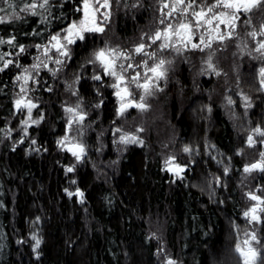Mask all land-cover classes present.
<instances>
[{"label":"trees","instance_id":"1","mask_svg":"<svg viewBox=\"0 0 264 264\" xmlns=\"http://www.w3.org/2000/svg\"><path fill=\"white\" fill-rule=\"evenodd\" d=\"M137 1L139 6L129 0L115 17L121 40L138 34L150 20V0ZM43 3L0 0V17H10L0 23V38L15 37L13 45L0 44V55L8 53L4 60L13 61L0 71V264H165L167 257L182 264H242L234 251L237 227H247L240 180L247 153L257 156L264 148L262 143L247 145L246 133L234 127L218 96L208 114L209 99L196 93L187 66L174 74L173 85L162 99L183 144L193 150L190 160L185 153L178 156V162L185 165L178 176L166 169L165 140L154 133L148 134L143 146H130L115 165L103 168L104 173L87 161L66 172L73 157L57 140L66 125L58 105L62 91L56 85L53 92L41 91L48 105L46 117L29 128V138L24 137L15 104L20 69L30 63L36 45L47 43L81 15L77 11L81 0H48L44 7L23 10L25 5ZM100 42L98 36H88L74 46L68 79L82 76V91L90 92L91 68L89 64L84 68V63ZM19 46L25 51L21 53ZM3 64L0 60V68ZM249 64L241 71V81L254 101L252 126L264 128L259 68L257 63ZM43 77L55 83L49 74ZM214 81L203 77L201 83L211 90ZM87 99L91 105L97 102L92 94ZM237 105L246 123L240 101ZM101 111L104 123L115 119L112 100L105 101ZM207 138L215 147L210 153ZM30 139L47 150L44 156L28 151ZM109 153L108 159L115 160ZM225 162L231 165L227 173ZM248 179L253 188L264 186V172L256 170ZM65 189H79L83 197H69ZM37 218L43 242L35 256L31 233ZM255 231L264 244V223Z\"/></svg>","mask_w":264,"mask_h":264},{"label":"rangeland","instance_id":"2","mask_svg":"<svg viewBox=\"0 0 264 264\" xmlns=\"http://www.w3.org/2000/svg\"><path fill=\"white\" fill-rule=\"evenodd\" d=\"M129 0H110L111 7L108 9H101V12H109L110 16L107 19L106 22H103L102 26L104 27L105 31L103 33H95L98 38L100 39V44L97 45L94 48V51L91 52L88 59L85 61L84 64H90L91 66V75L90 78H92L93 75L102 74V70L99 68L98 64L89 63L90 60L94 59L93 53L100 48H116L118 51H122L124 53H131L132 58L129 60L124 59L123 57H120L117 60V64H137L142 62V56H138L140 54H136L134 51H132L139 43L146 42L151 43L150 40H148V36L154 34L155 31L161 29L163 25L160 24V19L162 18L161 15V5L163 3H171L172 0H150L151 6H152V12L151 17L146 26H144L141 30H138V34L134 35L132 38L121 40L117 34V28L115 25V17L116 15L124 11L127 8V3ZM136 1V6L138 3ZM103 0H101V3ZM204 3L207 2V0H203ZM215 2V0H213ZM197 5L202 4V0H196ZM139 6V5H138ZM82 8V6H81ZM197 10L199 8L197 7ZM167 11V9L165 10ZM99 16V14H97ZM180 16V13H176L175 16L169 17L167 22H171L173 24H176L177 18ZM83 18V13L81 11V15L78 19L74 21H79ZM102 20V17H101ZM244 20H250V23H244ZM255 21V22H254ZM73 22V21H72ZM261 23H264V11H261V9L257 8L254 9L252 12L245 13L241 20L237 22V27L235 29L234 35L231 39H226L223 43L214 41L211 48H204L203 51L200 50H192L191 47L187 50H183L181 53H176L173 49L165 50L163 57L166 60H171L172 63L169 65H166L168 71H167V78L162 79L159 81V88L162 90H165L169 85L171 80H173L174 74L178 72L179 68L181 67V64H187V66L190 69L191 77L196 85H194L195 91L197 93H204L207 95L209 101L207 102L206 108L208 109V114H212V100L218 96V100L220 104L222 105L223 109L225 110L228 118L234 125V127L241 132V134H244L245 138H248L249 135L253 136V138L257 141V143H260L261 137L258 133L254 132L253 130L256 128H261L264 130V128L260 125L252 126L251 121V111L254 108V101L252 96L249 94V92L245 89V87L242 84L241 81V71L243 70V67H245L249 63H257L258 68L264 67V61L261 59H258L257 57L260 56L258 52L255 51V47L257 42L261 39V36L258 35L255 39H253L251 36L248 35V33L253 31H260L259 25ZM255 24V28H251ZM248 27V28H247ZM67 28V27H66ZM65 28V29H66ZM221 28L223 29L224 26L221 25ZM201 32L203 29L200 30ZM60 33L63 32L62 30L58 31ZM56 32V33H58ZM54 33L53 35H55ZM199 34V33H198ZM89 36H94V34H90ZM62 38V37H61ZM143 38V39H142ZM51 39V38H50ZM50 39L47 43L36 45V53L31 56V61L28 65H24L20 69V73L18 76L24 77L28 76L29 79L27 80V83L23 79L17 80L18 86L20 88V94L17 96V99H20L21 97H24L25 100H31L33 103L37 105V108L32 109V120H40V117L43 116V119L40 120V123L45 119L46 113L48 110V105H46V102L42 100V94L41 91L43 89L48 91H55L54 85H56L61 91H62V97L64 96L62 104L66 108H76L77 105H79V108L77 109V112H81L85 114V118L82 122H77V119L75 117L74 113H69L67 111V114H64L65 118V125L68 126V121L71 119L72 125L69 129V126L66 127V132L59 137L57 140L60 141L67 137L68 139L65 140V145H60L63 149H67L70 145H76V144H82L85 148V153L83 154V157L80 161H77L76 158L72 155L73 159L71 161V164L69 167L75 168L83 163L84 161L89 162L92 166L101 168V172H103V168L108 169L109 166L115 165L116 162H118L119 158L127 151V149L132 145H138L143 146L147 141V136L150 133H154L157 137L163 138L164 146L168 150L166 151L169 153L167 160L170 161L168 166H175L180 165L182 168H185L184 164H180L179 158L182 157L183 153H185V156H190L191 152H185L183 149L187 146L183 144L182 140L180 139L179 132L175 128L173 121L171 120V115L169 114V111H164L163 107V96L164 92L160 90H154L153 95L146 97V102L150 105L147 111L141 112L137 108H129L123 116H118L117 111L115 115V119L111 122L104 123L101 119L102 114L100 106L98 103H100L101 99V93L102 91L107 88V90L112 89V93L115 96L114 92L115 90L111 87H109V84H112L115 82V78L113 77H105L104 83L101 84L102 88L99 86L97 88L99 98H97V102L92 104V106L86 104L82 101L81 97H79V94L76 92V78H69V71L71 70V62L74 57V51L73 46L75 44L67 45V48L69 50V56H61L55 48H52V45L50 43ZM175 43V41H173ZM198 42V41H194ZM54 43V42H52ZM66 44L67 42L64 41ZM39 46V47H37ZM179 47L180 45L177 44ZM203 47V46H202ZM45 49H50L45 54ZM151 51H154L156 49H146ZM209 57H211V62L214 65L215 71L213 69L208 68L207 61L209 60ZM147 58V57H143ZM60 59L62 61L61 64H56L55 60ZM150 61V60H149ZM39 65L38 68H33L32 65ZM152 61L149 62V66H151ZM46 65V66H45ZM27 69L28 71L25 72L24 70ZM119 70V69H118ZM141 70H144L143 72ZM68 71V73H67ZM139 71L141 73V80L140 82L143 83V77L146 73V69L141 66L139 69H129V74L134 75L135 72ZM219 72V75L216 73ZM44 73L49 74L53 79V83H51L50 80L44 78ZM67 74V76H66ZM89 75V74H88ZM86 75V76H88ZM148 75H151V73H148ZM70 76V75H69ZM214 78L215 81L212 82L211 90H206L202 86L201 80L202 78ZM51 79V78H49ZM261 79V77H260ZM162 83V84H160ZM44 85V87H43ZM172 85V84H171ZM123 87V85H122ZM24 89L22 92L21 89ZM163 92V93H162ZM142 94V93H141ZM116 97V96H115ZM244 97H248V100L246 101ZM231 98V100L234 102L232 104L228 103V99ZM138 100V97H137ZM240 101L241 108L244 111L245 114V120L246 123L242 122V117L238 113V105L237 102ZM246 103H250L251 107H245ZM61 104V105H62ZM91 104V103H90ZM116 110L119 107V100L116 97ZM17 109V108H16ZM211 109V111H209ZM19 115L21 116L22 120L28 119V113L27 109H23L22 111H17ZM96 113V114H94ZM198 114V113H194ZM39 123V124H40ZM39 124H32L31 121H29L28 125H24V129L27 128V135H25L24 129H23V135L24 137H30L29 136V128L33 125H39ZM163 124V125H162ZM162 125V126H161ZM119 128L121 131L117 132L116 129ZM143 128V132H138L137 130ZM243 132V133H242ZM122 134H129V135H137L140 140L143 141V143H122L120 142V136ZM247 140V139H246ZM33 139H30L29 147L27 148L29 152L36 153L39 156H44L47 152L44 148L37 146L36 144H32ZM247 145L248 142H246ZM257 143L255 145H257ZM207 148L210 152H213L214 144L212 141L207 138L206 140ZM253 145V146H255ZM263 148H264V144ZM188 147V146H187ZM251 147V146H250ZM190 148V147H188ZM109 150H111V153H109ZM207 150V151H208ZM253 150V149H252ZM179 151L182 153L179 154ZM264 152V149L260 151ZM108 153L112 156H116L115 160L110 161L108 158ZM250 154L247 153V164L250 165L252 163H255L257 161L261 160L260 153L256 156V154ZM72 154V153H71ZM246 154V153H245ZM178 156H180L178 158ZM184 156V157H185ZM175 158L174 161L172 158ZM256 157V158H255ZM186 158V157H185ZM223 158V157H222ZM220 159V158H219ZM188 160H190L188 158ZM221 163L223 161L220 160ZM224 165L226 166L225 169H230L231 165L230 163L225 162ZM245 165V166H246ZM254 172V171H253ZM104 173V172H103ZM252 173V172H251ZM251 173H245L241 177L240 184H242L244 188V194H245V202L246 207L243 210V213L247 211L249 208H251L253 205L257 204V201H253L249 199L248 193H253L255 195H259L264 199V186H258L256 188H253L249 184V175ZM173 174L178 176L176 172L173 171ZM77 189L73 192L76 193ZM261 208H264V204L260 205ZM261 215V218L263 219L264 213H259ZM244 217V215H243ZM245 221H247V227H237L238 231V242L242 243L245 239H248L249 236L246 234H250L253 231H255V228L258 227L259 223H249L248 220L244 217ZM256 232V231H255ZM257 233V232H256ZM33 234L37 236L41 240L40 246L43 242V234L40 226L39 220L34 223L33 230L31 233V239L33 237ZM33 241V246L35 244V241ZM164 244V242H162ZM165 245V244H164ZM39 246V248H40ZM253 247H257L259 250V246L255 245L253 243ZM39 248L36 249L35 256H38ZM172 260L175 262V264H182L178 260H174L172 258H165L164 263L168 264V261Z\"/></svg>","mask_w":264,"mask_h":264},{"label":"snow or ice","instance_id":"3","mask_svg":"<svg viewBox=\"0 0 264 264\" xmlns=\"http://www.w3.org/2000/svg\"><path fill=\"white\" fill-rule=\"evenodd\" d=\"M47 3L48 0H44V3L40 5H25L23 10H34L37 6L44 7ZM81 4L82 8H78L77 11H82L83 18L79 21H73L70 23L66 29L62 30L63 35L58 32L51 36L50 43L52 48H55L61 56H69L67 45L76 44L78 41H86L90 34L103 33L105 31L102 24L107 21L110 13L101 12V9L110 8V0H103L102 3L101 0H81ZM197 7L199 10H197ZM257 8L264 11V0H215V2H213V0H207L206 3L202 0L201 5H197L196 0H172L171 3H163L160 8L162 18L159 21L163 27L155 31L154 34L148 36V40H150L151 43H139L132 50L136 54L142 55V62L135 65L132 63L118 65L117 60L120 57L129 60L132 58L131 53H124L118 51L116 48H100L93 53L94 59L90 60L89 63L98 64L99 68L102 70V74L93 75L92 79L103 84L105 77L115 78V82L108 86L115 90L114 94L119 100V107L117 109L118 116H123L129 108H137L141 112H145L150 107L146 102V97L153 95L154 90L162 91V89L159 88V81L167 78L168 69L166 65L172 63L171 60L162 58L165 50L173 49L176 53H181L183 50H187L190 46L192 50L203 51L204 48H211L214 41L223 43L226 39H231L233 37L237 22L241 20V17L245 13L252 12ZM166 9L167 11H165ZM0 11H3V9H0ZM178 12L180 13V16L177 18L176 24L167 22L169 17L175 16ZM33 14L35 13L33 12ZM97 14H99V16ZM8 19H10V17H0V23L6 22ZM243 22L250 23L251 21L244 20ZM221 25L224 26L223 29L221 28ZM201 29H203L202 32L200 31ZM259 29L260 31H253L248 33V35L253 39L258 35L261 36V39L256 44L255 51L260 54L257 58L264 61V23L259 25ZM14 40L15 37L8 40L0 38V44L7 43L13 45ZM64 41L67 43L65 44ZM173 41H175V43ZM177 44L180 46L178 47ZM19 47L21 53L25 51L23 46ZM151 48H155L156 50L151 52L146 51V49ZM49 50L50 49H45V54ZM4 55L10 54L5 53L0 55V60L4 61L3 67L0 68V71H3L13 63L12 60H4ZM149 60L152 61L151 66H149ZM55 63L61 64L62 61L56 59ZM207 64L208 68L215 71L214 65L211 62V57H209ZM141 66L147 70L143 77V83L140 82L141 74L139 71L135 72L134 75L129 74L128 72L129 69H139ZM32 67L38 68L39 65L34 64ZM24 71L27 72L28 70L25 69ZM148 73H151V75H148ZM216 74L219 75V72ZM259 76L261 77V90H264V67L259 68ZM17 79H23L25 83H27L29 77L18 76ZM21 91L23 92L24 89L22 88ZM244 99L247 101L248 97H244ZM228 103L232 104L234 102L229 98ZM15 104L17 110L22 111L23 109H27L28 119L22 121V124L28 125L29 121H31L32 124H39L40 120L43 119V116L40 117V120L31 119L32 109L37 108V105L31 100H25L24 97H21L16 100ZM97 107H99V105H97ZM245 107H251V104L246 103ZM78 108L79 105H77L76 108H67L66 111L74 113L77 122H82L85 116L83 113L77 112ZM209 111H211V109H209ZM72 122L71 119L68 121L69 129L71 128ZM116 131L120 132L121 130L117 128ZM137 131L143 132L144 129L140 128ZM253 131L260 135V143L264 144V130L258 127ZM24 132L25 135H27V128L24 129ZM67 139L68 138L65 137L58 141V144L65 145V140ZM120 142L125 144L143 143L137 135L129 134H122L120 136ZM247 142L249 146H253L257 143L251 135L248 136ZM35 143L36 141L33 140L32 144L35 145ZM67 150L72 153L77 161H80L85 153V148L82 144L68 147ZM183 151L189 152L191 149L186 146ZM260 157V161L246 165L244 167V172L251 173L256 170L264 172V152L260 153ZM174 159L175 158L173 157L172 160L174 161ZM165 163L167 165L170 161L166 160ZM168 170L179 174L183 171V168L177 164L174 168L170 167ZM73 171L74 167H68L66 169V172L69 173ZM227 171L228 169H225V173H227ZM73 183L75 182L73 181ZM65 191L69 197L73 195L83 197V192L79 191V189H77L76 193L70 192L67 189H65ZM248 197L258 203L245 211L243 213L244 217L249 223H264L261 215H259V213H264V208L260 207L261 204H264V199L251 192L248 193ZM38 219L39 218H37V220ZM246 235H248L249 238L245 239L242 243L238 242L234 249V251L239 254L242 264H257L258 261L259 264H264V255H262V252H264V244H262L261 239L258 238L255 231ZM32 239L35 241L33 246V250L35 251L39 248L41 240L37 238L35 234H33ZM253 243L259 246V250L257 247H253ZM168 264H175V262L169 260Z\"/></svg>","mask_w":264,"mask_h":264},{"label":"flooded vegetation","instance_id":"4","mask_svg":"<svg viewBox=\"0 0 264 264\" xmlns=\"http://www.w3.org/2000/svg\"><path fill=\"white\" fill-rule=\"evenodd\" d=\"M94 36H97L96 34H94ZM94 36H90V37H94ZM79 42V41H78ZM75 46V45H74ZM74 46H73V51H74ZM74 58V57H73ZM73 60V59H72ZM88 65V64H87ZM90 65V64H89ZM183 66H187V64H184L183 65V63L181 64V67H183ZM180 67V68H181ZM84 68H86V64H85V67ZM90 68H91V66H90ZM179 68V69H180ZM187 68H189L188 66H187ZM190 70V69H189ZM142 72L144 71V70H141ZM91 72H92V70H91ZM141 74V73H140ZM77 80V79H76ZM89 80V82H90V85H91V87H90V92H85L84 90V92L81 90V85H82V82H83V78H82V76L81 77H79L78 78V80H77V82H76V94L78 93L79 94V97H81V99H82V101L86 104V106H87V103H88V105H90V106H92L91 104H90V101L87 99V96L88 95H90V94H92V95H94V96H96V100H97V98H99V95H98V90H97V88H99V86L101 87V89H105V88H102V86H101V83L99 82V81H95V80H93L92 78H90V79H88ZM160 84H162V83H160ZM173 85V81L171 80V82H170V85L165 89V90H162L163 92H165V91H167V90H169L170 89V87ZM43 87H44V85H43ZM108 88V87H107ZM107 88L105 89V91L103 90L102 91V93H101V99L99 100L100 101V103H98L99 104V106H100V109L101 108H103V104H104V102L105 101H107V100H112V103H113V107H114V109H115V112H114V114H116V97L113 95V93H112V89L110 90V88H109V90H107ZM57 89L58 90H60L58 87H57ZM162 92V93H163ZM196 93H197V91H196ZM63 99H64V96L62 97V95L60 94V100L58 101V105L60 106V108H61V111H62V114H67V112H65L66 110H64V108H66V105H65V107H63L62 108V106H64L63 104H62V102H63ZM62 104V105H61ZM213 108V107H212ZM18 111V110H17ZM47 114V113H46ZM94 114H96V113H94ZM100 114H102V111H101V113ZM85 115V114H84ZM102 117V116H101ZM66 127H68V126H65V132H66V130H67V128ZM184 171V170H183ZM182 171V172H183ZM173 172V171H172Z\"/></svg>","mask_w":264,"mask_h":264},{"label":"water","instance_id":"5","mask_svg":"<svg viewBox=\"0 0 264 264\" xmlns=\"http://www.w3.org/2000/svg\"><path fill=\"white\" fill-rule=\"evenodd\" d=\"M74 145H70L69 147H73ZM170 167H173L174 168V166H168V167H166V169L168 170V168H170ZM169 171V170H168ZM169 172H172V171H169Z\"/></svg>","mask_w":264,"mask_h":264}]
</instances>
